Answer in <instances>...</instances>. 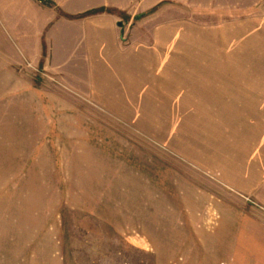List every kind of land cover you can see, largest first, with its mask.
Listing matches in <instances>:
<instances>
[{
    "label": "crops",
    "instance_id": "0c3cea01",
    "mask_svg": "<svg viewBox=\"0 0 264 264\" xmlns=\"http://www.w3.org/2000/svg\"><path fill=\"white\" fill-rule=\"evenodd\" d=\"M162 4L144 8L142 14L154 8L156 13ZM114 9L124 12L128 8ZM119 16L46 22L49 57L44 59L42 83L27 81L15 70L13 91L15 96H24L15 106L28 114V136L41 142L34 137L42 135L48 138L45 143L58 146L61 163L57 171L63 175L66 166L77 180L66 189L76 193L72 207L91 209L99 224L106 223L118 241L125 242V249L153 254L155 264H217L221 257L238 259L245 247L254 249V244L239 242L264 241V106L251 105L262 97L258 93L264 94V77L245 71L249 64L259 68L264 59L239 54V50L229 52L233 46L228 42L201 40L195 32L181 37L174 23L160 24L154 36L141 44L125 43L122 24L112 20ZM68 25L81 28V34H72ZM32 44L27 53L35 48L38 56L33 64L39 65L41 36ZM244 78L250 81L247 85L242 84ZM197 92L204 96L202 106H173L181 93L186 104H194ZM213 94L217 95L214 102ZM100 114L108 116L103 129L113 130L101 132ZM98 128L97 136L122 144L126 143L124 134L120 135L123 128L138 130L140 135L142 130L147 134L146 130L155 129L163 145L170 143L164 138L171 134L172 153L167 156L182 162L184 173L177 164L176 169L158 173L156 187H149L152 174L146 164L140 163L144 170L136 172L119 156L92 147L99 143L94 132ZM115 128L121 131L115 133ZM107 164L112 173L102 170ZM44 187H18L15 192L28 193L16 195L22 199L18 203L33 202L35 194L47 192ZM82 194L86 200L79 202ZM31 235L40 241L50 234ZM30 250L29 245L17 250L30 256L27 264L63 263L53 257L52 247L44 246L42 253L34 250L32 255ZM112 250L113 256L125 254L114 246Z\"/></svg>",
    "mask_w": 264,
    "mask_h": 264
},
{
    "label": "rangeland",
    "instance_id": "374dc122",
    "mask_svg": "<svg viewBox=\"0 0 264 264\" xmlns=\"http://www.w3.org/2000/svg\"><path fill=\"white\" fill-rule=\"evenodd\" d=\"M160 1L163 4L158 12L140 22L136 21L135 17L146 12L144 8L150 10ZM115 6L123 10L128 8L124 12L113 14L120 16L112 19L122 24L121 38L125 43L133 41L135 44H141L143 39L154 36L156 28H161L160 24L174 23L178 25L180 30L177 31L181 37L184 33L190 35L195 32V37L197 35L201 40L205 38L228 42V45L233 46L229 52L235 53L239 50V54L252 53L264 59V0H0V92L4 90V94L0 93V264H27L30 256L26 257L25 251L20 254L17 252L20 246L27 249V245L33 249L29 251L30 255L34 250L42 253L44 246L52 247L53 257L61 259L62 264H155L156 256L153 254L144 255L125 249V242L118 241L106 223L99 224L97 216H93L91 209L72 207L75 206L76 193L66 189L77 182L75 176L70 175L65 165L63 175L62 171H57L61 163L58 146L45 143L48 138L42 135L40 138L34 137L41 142H33L32 137L28 136V114L19 112L22 106H15L17 99L22 102L24 98L23 95L15 96L13 91L15 70L27 81L30 79L39 85L42 83L44 59L49 57V44L45 41L46 27L43 28L46 22L51 18H57V21L65 18L63 20L68 22H77L69 17L101 7L115 11ZM66 10L78 14L67 15ZM67 30L72 34H81V28L72 25H68ZM39 35L43 41V60L39 65H34L33 61H37L38 56L35 48H31L29 55L27 52L32 41V45L35 46ZM251 44L253 46H250ZM75 51L72 52L73 57ZM255 65L245 66L246 73L253 77L255 74L264 77V64L259 65V68L257 64ZM217 82L219 83V80L214 79V83ZM249 82L246 78L242 79L243 85ZM245 92L252 91L245 89ZM256 94L257 91L254 89L253 95L257 96ZM259 95L262 97L251 104L252 106H264L262 91L258 93ZM177 96L179 103L174 101L173 106H202L204 100V96L198 92L193 95L196 100L192 105L186 104L187 100H183L182 93L181 96ZM211 98L214 102L217 95L213 94ZM208 106L219 105L210 103ZM243 106L250 105L244 103ZM100 115L102 117L98 118V121L102 132L108 129H103L104 125L107 127L108 116ZM184 130L186 131V128ZM120 131L114 129L115 133ZM146 131L147 134L142 130L140 135L138 130L123 128L120 135L124 134L126 143L122 144L114 143V139H109L105 135L97 136L100 135L98 128L94 132H97L95 139L99 143L92 147L102 150L107 155L119 156L127 168L136 172L144 170L140 163L146 164L148 172L153 175L148 177L149 187L155 188L157 182L154 177L158 173L176 169L177 164L180 165V172L184 173L185 167L182 166V162L175 163L171 156H167L172 153L171 134L164 138L170 143L163 145L158 143L155 129ZM102 170L112 173V167L108 164L102 166ZM56 172H60V175H49ZM28 185L45 186L43 190L47 192L39 194V197L35 194L33 202L19 204L18 201L22 199L16 195L24 197L28 193L19 194L15 190ZM81 196L83 201L79 202H84L86 194ZM44 232L50 234L45 238L46 242L42 236L38 241L31 235L38 236ZM237 243L228 242L230 245ZM240 243L244 246L247 243L254 244V249L252 250L249 245V249L245 247V250L241 251L242 257L238 259L234 256L221 257L216 263L264 264V241ZM113 246L125 254L113 256ZM181 259L179 261L183 260Z\"/></svg>",
    "mask_w": 264,
    "mask_h": 264
},
{
    "label": "trees",
    "instance_id": "16d2710c",
    "mask_svg": "<svg viewBox=\"0 0 264 264\" xmlns=\"http://www.w3.org/2000/svg\"><path fill=\"white\" fill-rule=\"evenodd\" d=\"M157 8H154L153 10H151L149 13L147 14H142L138 17H135L136 21H139L140 19H142L143 17L147 16V15H151L156 11ZM118 13L116 10H112V9H108L105 7H101V8H96V9H92L89 10L87 12L78 14L76 16H72L69 17L70 19H74V20H81V19H85V18H89V17H93V16H97V15H103V14H115Z\"/></svg>",
    "mask_w": 264,
    "mask_h": 264
}]
</instances>
